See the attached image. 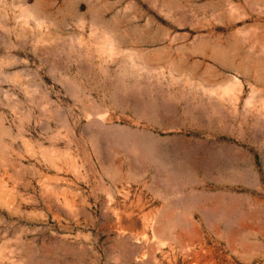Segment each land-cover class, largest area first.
Instances as JSON below:
<instances>
[{"label": "rangeland", "instance_id": "1", "mask_svg": "<svg viewBox=\"0 0 264 264\" xmlns=\"http://www.w3.org/2000/svg\"><path fill=\"white\" fill-rule=\"evenodd\" d=\"M0 264H264V0H0Z\"/></svg>", "mask_w": 264, "mask_h": 264}]
</instances>
